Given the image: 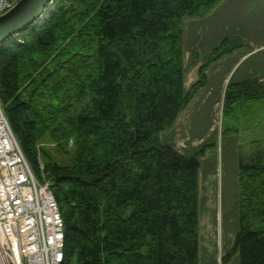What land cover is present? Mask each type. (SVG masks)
Listing matches in <instances>:
<instances>
[{"label":"trees","instance_id":"obj_1","mask_svg":"<svg viewBox=\"0 0 264 264\" xmlns=\"http://www.w3.org/2000/svg\"><path fill=\"white\" fill-rule=\"evenodd\" d=\"M223 0H57L49 17L0 47V100L36 177L51 182L65 224L62 264H200V153L162 133L208 83L225 40L199 59L186 21ZM187 58H190L189 67ZM264 99V79L230 82L224 113ZM51 138L60 162L41 143ZM231 252L264 264V142L240 156Z\"/></svg>","mask_w":264,"mask_h":264},{"label":"rangeland","instance_id":"obj_2","mask_svg":"<svg viewBox=\"0 0 264 264\" xmlns=\"http://www.w3.org/2000/svg\"><path fill=\"white\" fill-rule=\"evenodd\" d=\"M263 3L260 4L261 9L258 8L257 3L250 4L249 9L250 7L253 9L251 15L247 20L242 19L240 22L244 24L245 28L252 30L259 27L261 22L264 23ZM190 19L192 20L186 21V27L189 26L190 29L186 32L185 37L187 49H192L197 43L194 34L195 25L198 24V21L204 24L201 18ZM223 26H228V22L224 23ZM261 38L264 40V37ZM187 60L189 67L190 58ZM233 82L237 81L234 80ZM229 83L230 81L227 83V87ZM187 85L189 86V82ZM208 90H211L209 82L200 90L187 111L185 110L187 116L191 113H202L203 121L198 129L194 127L193 136L198 138L200 135L204 139L206 138V143L201 142L194 145L193 141H189L190 145L185 143L187 147H182L183 150H180L186 155L200 153V264H240V256L237 252L232 253L224 262L222 259L231 252L238 229L237 199L239 195L240 156L242 153L250 152L254 141L264 142V99H243L235 105L233 111L227 114L224 113L223 95L225 96V89L216 106L200 109L203 101L202 94ZM57 146L51 138H46L41 143V147L48 154L63 162L66 158L59 153ZM204 169L205 171H203ZM230 219L234 221H230Z\"/></svg>","mask_w":264,"mask_h":264},{"label":"built area","instance_id":"obj_3","mask_svg":"<svg viewBox=\"0 0 264 264\" xmlns=\"http://www.w3.org/2000/svg\"><path fill=\"white\" fill-rule=\"evenodd\" d=\"M18 1L0 0V15ZM64 248L51 182L36 177L0 100V264H62Z\"/></svg>","mask_w":264,"mask_h":264},{"label":"crops","instance_id":"obj_4","mask_svg":"<svg viewBox=\"0 0 264 264\" xmlns=\"http://www.w3.org/2000/svg\"><path fill=\"white\" fill-rule=\"evenodd\" d=\"M262 2L264 0H223L211 13L201 17L204 24L198 22L195 25L196 31L193 32L197 43L192 49H188V55L191 50L195 49L198 52L199 59L190 69V74L188 73L187 82H189V85L198 79L200 67L209 61L211 53L216 47L228 39L235 38L244 42V46L209 63L206 73L208 74L211 90L203 92V101L200 109L216 106L229 81L237 83L264 79V40L261 38L264 37V26H262L264 23L261 22L259 27H255L252 30L245 28L244 24L240 23L242 19L247 20L249 15H251L253 9L251 7L249 9L250 4L257 3L258 8L261 9L260 4ZM226 22H228V26H223ZM189 30L188 26L187 32ZM246 40H248V43H246ZM234 80L237 82H233ZM186 111L182 112L181 117H179L171 130L162 133V141L165 144L175 146L179 150L187 147L186 144L189 146V141H193L194 145L201 142L206 143V138L204 139L200 135L198 138L193 136L194 127L198 129L203 121L202 113H191L187 116Z\"/></svg>","mask_w":264,"mask_h":264},{"label":"water","instance_id":"obj_5","mask_svg":"<svg viewBox=\"0 0 264 264\" xmlns=\"http://www.w3.org/2000/svg\"><path fill=\"white\" fill-rule=\"evenodd\" d=\"M57 0H19L10 10L0 15V47L13 42L17 35L43 23Z\"/></svg>","mask_w":264,"mask_h":264},{"label":"bare ground","instance_id":"obj_6","mask_svg":"<svg viewBox=\"0 0 264 264\" xmlns=\"http://www.w3.org/2000/svg\"><path fill=\"white\" fill-rule=\"evenodd\" d=\"M212 19V18H211ZM189 20H192V19H189ZM199 22V21H198ZM212 22V21H211ZM210 22V23H211ZM200 23V22H199ZM213 23V22H212ZM209 28V27H208ZM208 30V29H207ZM219 31V30H218ZM205 33V32H204ZM203 46V45H202ZM208 96V95H207ZM206 98V97H205ZM231 146V145H230ZM230 151V150H229ZM212 159V158H211ZM213 160V159H212ZM211 162V161H210ZM229 164H230V162H229ZM234 164V163H233ZM206 165H207V163H206ZM209 166V165H208ZM210 167H211V165H210ZM205 168V167H204ZM225 168H227V167H225ZM210 170V169H209ZM203 171H205V169L203 170ZM207 173H209V172H207ZM222 184V183H221ZM220 185V184H219ZM212 187H214V186H212ZM219 192V191H218ZM220 194V193H219ZM220 197V196H219ZM217 198V197H216ZM235 200V199H234ZM235 204V203H234ZM220 205V204H219ZM233 210V209H232ZM219 211V210H218ZM224 212V211H223ZM225 214V213H224ZM234 214H236V213H234ZM234 216V215H233ZM216 217V216H215ZM216 219V218H215ZM228 219V218H227ZM233 220V219H232ZM231 219H230V221H232ZM234 221V220H233ZM228 222V221H227ZM234 224V223H233ZM233 229V228H232ZM216 230V229H215ZM226 231V230H225ZM223 240V239H222ZM230 242V241H229ZM227 247V246H226ZM206 250V249H205ZM222 253V252H221Z\"/></svg>","mask_w":264,"mask_h":264}]
</instances>
